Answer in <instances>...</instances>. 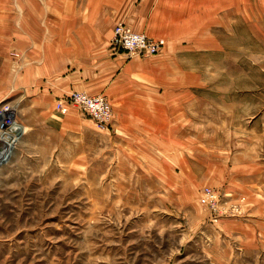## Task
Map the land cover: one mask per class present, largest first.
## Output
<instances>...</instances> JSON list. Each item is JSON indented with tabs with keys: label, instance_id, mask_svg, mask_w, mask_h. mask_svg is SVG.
I'll return each instance as SVG.
<instances>
[{
	"label": "rangeland",
	"instance_id": "374dc122",
	"mask_svg": "<svg viewBox=\"0 0 264 264\" xmlns=\"http://www.w3.org/2000/svg\"><path fill=\"white\" fill-rule=\"evenodd\" d=\"M128 1L161 49L101 130L22 95L29 30L89 0H0V111L32 125L0 158V264H264V0Z\"/></svg>",
	"mask_w": 264,
	"mask_h": 264
},
{
	"label": "crops",
	"instance_id": "0c3cea01",
	"mask_svg": "<svg viewBox=\"0 0 264 264\" xmlns=\"http://www.w3.org/2000/svg\"><path fill=\"white\" fill-rule=\"evenodd\" d=\"M153 13L128 0H89L87 7L57 6L45 11L62 17L40 23L38 34L32 37L29 30L24 41L21 83L29 109L47 118L59 115L60 128L73 127L78 123L77 110L70 105L64 111L56 107L69 93H103L111 100L128 93L127 86L140 74L144 60L112 48L114 27L126 21L134 30L148 29L160 18ZM21 125L24 132L17 140L32 129L30 122Z\"/></svg>",
	"mask_w": 264,
	"mask_h": 264
},
{
	"label": "built area",
	"instance_id": "2783aa9c",
	"mask_svg": "<svg viewBox=\"0 0 264 264\" xmlns=\"http://www.w3.org/2000/svg\"><path fill=\"white\" fill-rule=\"evenodd\" d=\"M111 46L114 50L124 52L129 57L151 56L157 54L161 49L159 41L149 37L144 32L135 31L124 23H118L115 26ZM67 105H74L82 114L90 116L101 130L111 128L114 112L106 95L72 92L58 103L57 108L64 111ZM10 109V107H6L0 111V115L5 113L2 121L0 120V150L3 147V154L6 153L11 138L17 136L9 130L13 124H16V119L10 114ZM11 111L13 110L11 109ZM4 138H7L8 141ZM211 193L210 188L203 189L200 198L203 204L211 202Z\"/></svg>",
	"mask_w": 264,
	"mask_h": 264
},
{
	"label": "water",
	"instance_id": "95a60500",
	"mask_svg": "<svg viewBox=\"0 0 264 264\" xmlns=\"http://www.w3.org/2000/svg\"><path fill=\"white\" fill-rule=\"evenodd\" d=\"M11 133L15 134V135H19L22 133V130H23V126L20 125V124H13L10 129Z\"/></svg>",
	"mask_w": 264,
	"mask_h": 264
},
{
	"label": "bare ground",
	"instance_id": "6f19581e",
	"mask_svg": "<svg viewBox=\"0 0 264 264\" xmlns=\"http://www.w3.org/2000/svg\"><path fill=\"white\" fill-rule=\"evenodd\" d=\"M131 58H133V57H131ZM84 93V92H83ZM10 114L11 115H13V112L12 111H10ZM5 115V114H4ZM4 116H2L1 118H0V120L2 121V118H3ZM18 124V123H17ZM21 125V124H20ZM23 126V125H22ZM24 132V128H23V130H22V133ZM21 133V134H22ZM21 134H19V135H21ZM19 135H17L16 137H18ZM13 137H15V136H13ZM13 137L11 138V141H9V144H11L12 145V140H13ZM4 139H6L7 140V138H4ZM14 141V140H13ZM10 147V146H9ZM8 147V148H9ZM11 148V147H10ZM8 150V149H7ZM0 152H1V154H0V158H4L7 154H8V151L5 153V154H3L4 152H2V150H0Z\"/></svg>",
	"mask_w": 264,
	"mask_h": 264
}]
</instances>
